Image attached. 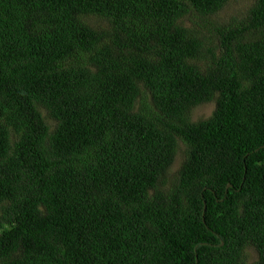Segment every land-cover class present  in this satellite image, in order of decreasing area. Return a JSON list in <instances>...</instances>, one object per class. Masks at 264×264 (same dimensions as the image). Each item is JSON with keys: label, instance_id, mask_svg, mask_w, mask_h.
<instances>
[{"label": "trees", "instance_id": "1", "mask_svg": "<svg viewBox=\"0 0 264 264\" xmlns=\"http://www.w3.org/2000/svg\"><path fill=\"white\" fill-rule=\"evenodd\" d=\"M233 1L0 0V264H264V0Z\"/></svg>", "mask_w": 264, "mask_h": 264}, {"label": "rangeland", "instance_id": "2", "mask_svg": "<svg viewBox=\"0 0 264 264\" xmlns=\"http://www.w3.org/2000/svg\"><path fill=\"white\" fill-rule=\"evenodd\" d=\"M248 6H249L248 1L239 0V1L230 2L217 15V18L219 21H228L235 18L237 19L243 14V12L247 9ZM212 110H213V106L203 105L194 111V118L208 117L211 114ZM181 162H182V157L180 155H177L174 161V165L172 167L173 171H176L179 168ZM249 255H250V261H254L256 259V255L254 251L252 250L249 251Z\"/></svg>", "mask_w": 264, "mask_h": 264}, {"label": "water", "instance_id": "3", "mask_svg": "<svg viewBox=\"0 0 264 264\" xmlns=\"http://www.w3.org/2000/svg\"><path fill=\"white\" fill-rule=\"evenodd\" d=\"M229 187H230V186L228 185V186H227V189H228ZM204 210H205V207H204ZM196 263H197V261H196Z\"/></svg>", "mask_w": 264, "mask_h": 264}, {"label": "bare ground", "instance_id": "4", "mask_svg": "<svg viewBox=\"0 0 264 264\" xmlns=\"http://www.w3.org/2000/svg\"><path fill=\"white\" fill-rule=\"evenodd\" d=\"M230 186V185H229Z\"/></svg>", "mask_w": 264, "mask_h": 264}]
</instances>
